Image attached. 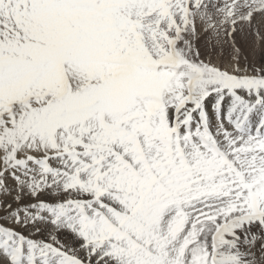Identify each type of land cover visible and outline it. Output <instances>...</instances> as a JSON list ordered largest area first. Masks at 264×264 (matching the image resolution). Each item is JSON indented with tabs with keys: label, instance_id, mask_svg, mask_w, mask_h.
Returning a JSON list of instances; mask_svg holds the SVG:
<instances>
[{
	"label": "snow or ice",
	"instance_id": "6c2138e0",
	"mask_svg": "<svg viewBox=\"0 0 264 264\" xmlns=\"http://www.w3.org/2000/svg\"><path fill=\"white\" fill-rule=\"evenodd\" d=\"M0 264H264V0H0Z\"/></svg>",
	"mask_w": 264,
	"mask_h": 264
}]
</instances>
